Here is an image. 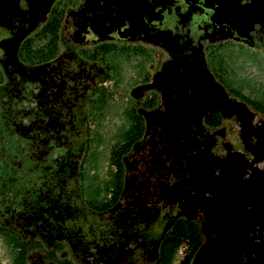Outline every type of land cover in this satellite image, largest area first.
<instances>
[{
    "label": "flooded vegetation",
    "instance_id": "1",
    "mask_svg": "<svg viewBox=\"0 0 264 264\" xmlns=\"http://www.w3.org/2000/svg\"><path fill=\"white\" fill-rule=\"evenodd\" d=\"M61 1L0 0V88L29 84L44 140L74 138L81 151L50 188L59 191L55 219L66 223L43 243L65 246L75 264H156L163 238L190 226L196 242L182 240L172 264H264V110L233 96L206 61L209 48L227 41L264 50V24H250L264 23V9L230 16L220 11L224 0H72L67 8ZM34 39L47 40L45 50H26ZM116 47L134 59L122 70L129 69L127 94L114 66L83 59ZM147 52L157 57L153 71L134 65ZM120 90L115 109H92L98 95L113 99ZM61 108L70 110L62 117ZM77 116L81 124L61 134L62 119ZM87 152L101 162L91 179L107 183L103 209L91 216L80 203ZM32 213L0 225V264H53L36 251L24 263L6 259L9 232L40 243L31 226L40 214Z\"/></svg>",
    "mask_w": 264,
    "mask_h": 264
},
{
    "label": "rangeland",
    "instance_id": "2",
    "mask_svg": "<svg viewBox=\"0 0 264 264\" xmlns=\"http://www.w3.org/2000/svg\"><path fill=\"white\" fill-rule=\"evenodd\" d=\"M71 1L62 0L61 7H70ZM54 16L58 19L61 17L59 13ZM47 42L44 39L33 40L29 52L38 53L45 50ZM64 48L66 46L59 45L58 51H62ZM116 48V50L105 54L103 58L92 54V56L83 55V59L88 62H93L92 59H96L95 62L99 65L114 66L117 76L119 74L121 76L120 84L122 85L120 88L127 94L129 69L122 70L125 68L124 65H132L134 59L129 57L128 53ZM136 59L139 60L140 57L136 56ZM140 60L142 61L136 60L134 65L141 64L145 67L144 70L146 67L151 71L155 70L157 57L154 54L150 56V52H147ZM206 61L216 80L223 84L233 96L240 98L245 103L254 102L259 110L261 106L264 110V50L260 49L258 45L242 43L239 45L238 42L227 41L209 48ZM13 88L17 91L16 95L11 93ZM121 90L114 94L113 99L109 96L104 100L101 99L102 105L113 103L115 109L124 97ZM37 102V95H33L31 86L25 82L10 84L4 90L0 88V225H6L2 222L11 221L14 215L22 213L31 215L33 211L39 212L40 215L31 226L33 230L35 226H38L41 231L39 232L41 234H37L40 243L21 239L19 234H16V230L7 233L4 238L8 246L5 256L6 259L17 263L24 260V263L29 255L36 251L41 254L43 260L53 264H75L71 260L73 259L72 255L65 246H59L55 250L49 249L43 240L48 239L46 235L49 238L62 235L66 222L55 219L60 212V207L53 206L59 191L54 190L50 193L49 191L60 176L69 173L70 165L74 160H77L81 151L74 138L70 143L68 139L67 144H58L55 140H44L47 139V136L39 131L35 124L38 111ZM67 110L70 109L61 108L59 110L62 117L67 115ZM104 110H101L102 115ZM72 113L75 116L78 114L75 107L72 108ZM98 115L100 116L101 113ZM78 116L77 119L72 120V123L67 119H62L65 126L62 125L61 134L69 136L71 130L81 124ZM106 131L109 132L111 129L108 128ZM40 140H44L42 141L44 144L40 143ZM37 154H42V156L38 157ZM82 167L83 175L79 182L81 187L80 203L91 216L92 213H98L103 209L99 199L106 193L107 183L97 185V182L94 183L91 179L89 173L93 168L99 169L101 162H93V157L88 152L84 153ZM43 196L46 197L45 200L40 205L33 207L32 205ZM17 231L20 232V230ZM2 236L4 235L2 234ZM4 251L5 249L0 247V258L4 257Z\"/></svg>",
    "mask_w": 264,
    "mask_h": 264
},
{
    "label": "trees",
    "instance_id": "3",
    "mask_svg": "<svg viewBox=\"0 0 264 264\" xmlns=\"http://www.w3.org/2000/svg\"><path fill=\"white\" fill-rule=\"evenodd\" d=\"M47 36L52 39L50 40L51 42L55 43V33L47 32ZM37 39H34V41ZM33 40L28 41L24 44V47L26 50H29V47L31 46ZM101 95H98L96 100L92 101L91 105L92 109H97L102 107V100H101ZM99 123V120L97 121ZM126 137V134H124V138ZM180 227V226H179ZM176 228V230L173 231V233L170 236H165L162 240V243L158 249V257L156 264H172L173 260L175 259L176 256V251L177 248L180 246L182 240L186 239L192 243V247L194 243L196 242V235L193 231V229L190 226L185 227H180ZM181 229V230H180ZM193 252V249L191 250ZM190 256V254H189ZM183 264V263H181Z\"/></svg>",
    "mask_w": 264,
    "mask_h": 264
},
{
    "label": "water",
    "instance_id": "4",
    "mask_svg": "<svg viewBox=\"0 0 264 264\" xmlns=\"http://www.w3.org/2000/svg\"><path fill=\"white\" fill-rule=\"evenodd\" d=\"M221 13H227L230 16H234V14L240 13H246V10L250 7L252 10H256V9H264V0H257V2H254L252 0H248L247 3L245 4H241L239 2V0H224L221 1ZM232 11H229V10ZM223 11V12H222ZM224 20V19H223ZM228 22V21H226ZM253 22H260L262 24H264L261 20L257 19H252L250 21V24H252Z\"/></svg>",
    "mask_w": 264,
    "mask_h": 264
}]
</instances>
